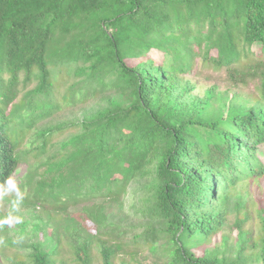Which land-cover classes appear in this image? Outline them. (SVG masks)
Returning <instances> with one entry per match:
<instances>
[{
	"label": "trees",
	"instance_id": "1",
	"mask_svg": "<svg viewBox=\"0 0 264 264\" xmlns=\"http://www.w3.org/2000/svg\"><path fill=\"white\" fill-rule=\"evenodd\" d=\"M198 59L235 87L257 78V92L194 94ZM106 92L102 107L31 139L45 158L29 194L47 213L20 231L56 245L33 241L21 263L68 264L58 259L66 246L75 264H93L95 250L102 264H264V215L254 234L247 202L231 194L240 180L264 182V0H0V185L26 161L21 142L40 120ZM140 176H151L135 206L147 222L131 231L140 225L118 223L112 207ZM233 211L235 244L208 246ZM162 237L167 258L145 263L126 249L160 253Z\"/></svg>",
	"mask_w": 264,
	"mask_h": 264
},
{
	"label": "rangeland",
	"instance_id": "2",
	"mask_svg": "<svg viewBox=\"0 0 264 264\" xmlns=\"http://www.w3.org/2000/svg\"><path fill=\"white\" fill-rule=\"evenodd\" d=\"M171 63V57L166 56V64L169 67ZM76 63L73 62L66 75L72 76L73 70L75 69ZM23 74L21 75V78ZM60 77V76H59ZM192 82L195 83L194 94L203 96L205 91L211 87H216V91L228 92V93H239L242 97H250L254 92H257V88L260 85L259 80L256 78L249 82L246 86L235 87L229 84L225 78V69L216 70L213 66L203 63L198 59L196 66L190 76L187 77ZM63 84H69L73 80L65 78ZM36 80L30 83L32 88L36 84ZM20 93L17 97L22 98L23 93L26 89H22V84H20ZM108 93H104L103 96L99 95L97 97H91L86 102H76V103H63L59 109H57L52 115L40 120L36 127L32 131L26 134L21 146L23 149L28 151L26 161L22 162L17 171L13 174V178L18 186L20 193L23 196L21 201H17V193L15 191L6 192L0 195V219L6 217L10 211L13 209V205L19 203L18 211L13 213L21 217L22 221L26 220L28 225L31 223V219H36L38 212L45 217L47 212H43V209L38 205L36 211L33 203V199L29 194L32 189L35 179L32 180L31 176L29 178V173L32 169L39 166L40 161L45 158L37 157V151L32 146L31 139L35 136V132L38 129L47 128L53 125L68 123L79 120L82 116L92 113L98 108L102 107L105 103L103 97ZM226 105V104H225ZM226 109V106H224ZM76 130L75 127H68V129L62 133H56L52 138V144H50L49 150L46 154H51L60 149L59 143L66 137L70 136ZM35 146V145H34ZM33 147V148H32ZM30 150V149H29ZM42 168H40L41 170ZM33 175V174H32ZM151 180V176H140L134 178L128 185L127 191L121 197V207L120 205H114L112 210L114 211V216L116 217L118 223L123 225L137 224L140 225L131 231H141L143 230L145 222H147V217L142 215L135 206H141L143 203L142 198L144 197V187ZM232 196L239 195L243 201L248 204V210L250 213V220L246 224V228H252L254 234L261 233V214L264 215V211L261 210L260 206L264 205V182L261 179H244L236 183L235 187L231 190ZM240 215L233 211L229 215V220L217 234L210 237L205 243L208 246H219L222 249H229L236 242V234L238 232L235 225L237 219ZM144 224V225H143ZM160 224V223H159ZM132 226V225H131ZM133 227V226H132ZM22 222L13 224L0 225V261L1 264H22L21 262L27 263L26 254L28 252V245L33 241H40V249L44 252H50L54 249L56 243L49 237L40 240L38 235H35L30 226H27L25 232H21ZM131 236V233H130ZM198 235L187 239L186 244L189 246H195L198 244ZM200 239V238H199ZM166 238L162 237L159 244H163V248H160V253L157 250L153 251L147 245H135L134 243H129L126 247L127 250H135L138 253V258L142 262H153L160 259V257L169 256L171 249L168 244L165 243ZM227 249V250H228ZM163 254V255H161ZM73 256L67 247H63L61 254L58 255V259H64L68 264H75L73 261ZM93 264H102V258L100 252L95 250V257ZM115 264H122L121 259L117 258Z\"/></svg>",
	"mask_w": 264,
	"mask_h": 264
},
{
	"label": "clouds",
	"instance_id": "3",
	"mask_svg": "<svg viewBox=\"0 0 264 264\" xmlns=\"http://www.w3.org/2000/svg\"><path fill=\"white\" fill-rule=\"evenodd\" d=\"M12 191H15L17 193L18 202L23 199V196L18 189L15 179L10 176L4 181L3 185H0V195H3L6 192H12ZM18 205L19 203L14 204L12 211H10L9 214L3 219H0V225L22 222V219L20 216L13 214L19 210Z\"/></svg>",
	"mask_w": 264,
	"mask_h": 264
}]
</instances>
